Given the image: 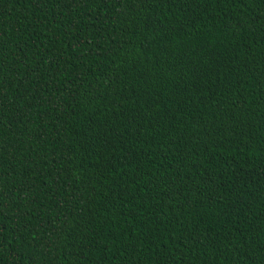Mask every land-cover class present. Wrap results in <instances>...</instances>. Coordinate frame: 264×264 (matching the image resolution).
<instances>
[{"label": "trees", "instance_id": "1", "mask_svg": "<svg viewBox=\"0 0 264 264\" xmlns=\"http://www.w3.org/2000/svg\"><path fill=\"white\" fill-rule=\"evenodd\" d=\"M262 10L0 0V264H264Z\"/></svg>", "mask_w": 264, "mask_h": 264}, {"label": "snow or ice", "instance_id": "2", "mask_svg": "<svg viewBox=\"0 0 264 264\" xmlns=\"http://www.w3.org/2000/svg\"><path fill=\"white\" fill-rule=\"evenodd\" d=\"M47 2L52 3V4H60L65 8H69L73 4H75L77 7H79V4H80V0H47ZM262 13H264V10H262ZM256 22L257 23L264 22V14L259 15L256 18ZM20 51L23 52V49L21 48ZM21 63H22V61H21ZM5 67H7V65L5 63H3L2 61H0V109L7 107V104L4 102L5 96L3 93V89L5 86H11V81L7 80L8 73H5ZM9 71L14 72L15 68L10 69ZM38 71H39L38 67L33 68V72H38ZM5 81H7V85L5 84ZM22 98H23L22 95L18 96L17 101L21 100Z\"/></svg>", "mask_w": 264, "mask_h": 264}]
</instances>
